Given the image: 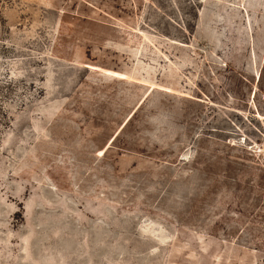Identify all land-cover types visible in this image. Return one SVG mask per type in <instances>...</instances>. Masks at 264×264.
Here are the masks:
<instances>
[{
  "label": "rangeland",
  "instance_id": "rangeland-1",
  "mask_svg": "<svg viewBox=\"0 0 264 264\" xmlns=\"http://www.w3.org/2000/svg\"><path fill=\"white\" fill-rule=\"evenodd\" d=\"M264 0H0V264H264Z\"/></svg>",
  "mask_w": 264,
  "mask_h": 264
},
{
  "label": "bare ground",
  "instance_id": "bare-ground-1",
  "mask_svg": "<svg viewBox=\"0 0 264 264\" xmlns=\"http://www.w3.org/2000/svg\"><path fill=\"white\" fill-rule=\"evenodd\" d=\"M263 147H264V146H259V149H260V150H263Z\"/></svg>",
  "mask_w": 264,
  "mask_h": 264
},
{
  "label": "built area",
  "instance_id": "built-area-1",
  "mask_svg": "<svg viewBox=\"0 0 264 264\" xmlns=\"http://www.w3.org/2000/svg\"><path fill=\"white\" fill-rule=\"evenodd\" d=\"M262 155H263V157H264V147H263Z\"/></svg>",
  "mask_w": 264,
  "mask_h": 264
}]
</instances>
